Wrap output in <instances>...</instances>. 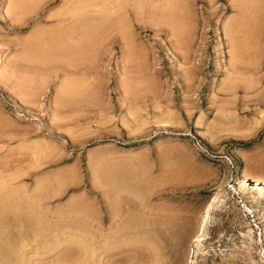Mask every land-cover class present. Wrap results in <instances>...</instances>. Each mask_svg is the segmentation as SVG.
Returning <instances> with one entry per match:
<instances>
[{"label": "rangeland", "instance_id": "1", "mask_svg": "<svg viewBox=\"0 0 264 264\" xmlns=\"http://www.w3.org/2000/svg\"><path fill=\"white\" fill-rule=\"evenodd\" d=\"M0 264H264V0H0Z\"/></svg>", "mask_w": 264, "mask_h": 264}, {"label": "bare ground", "instance_id": "2", "mask_svg": "<svg viewBox=\"0 0 264 264\" xmlns=\"http://www.w3.org/2000/svg\"><path fill=\"white\" fill-rule=\"evenodd\" d=\"M149 6H150V5H149ZM75 8H76V7H74V9H75ZM26 9H28L27 6H25V5H21V4H20L17 10H19L20 13H23V11H25ZM68 9H69V12L71 13L70 8H68ZM74 9H73V10H74ZM71 10H72V8H71ZM64 12H65V11H64ZM64 12H63V13H64ZM66 12H67V11H66ZM72 12L74 13V11H72ZM63 13H62V14H63ZM70 13H68V15H69ZM64 14H65V13H64ZM66 14H67V13H66ZM71 17H72V16H70L69 19H71ZM66 20H67V19H66ZM64 21H65V18H63V19L60 20L59 22L62 23V22H64ZM67 21H68V20H67ZM72 21H74V20H72ZM76 21H77V20H76ZM79 21H80V20H79ZM65 22H66V21H65ZM61 23H60V24H61ZM70 23H71V22H70ZM58 24H59V23H58ZM67 28H68V27H67ZM60 32H61V31H60ZM65 33H66V32H65ZM78 36H79V34H78ZM62 37H63V36H62ZM69 38H70V37H69ZM74 38H75V37H74ZM6 218H7V217H6ZM6 218H5V219H6ZM6 220H7V219H6ZM6 220H4V221H6ZM1 221H2V220H1ZM2 222H3V221H2ZM9 236H10V235H9ZM11 236H14V235H11ZM2 239H3V237H2ZM5 240H6V239H5Z\"/></svg>", "mask_w": 264, "mask_h": 264}]
</instances>
